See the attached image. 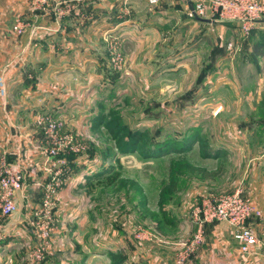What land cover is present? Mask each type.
I'll use <instances>...</instances> for the list:
<instances>
[{"label": "rangeland", "instance_id": "1", "mask_svg": "<svg viewBox=\"0 0 264 264\" xmlns=\"http://www.w3.org/2000/svg\"><path fill=\"white\" fill-rule=\"evenodd\" d=\"M140 1L111 0L112 28L91 39L100 47L93 54L108 76L89 101L95 112L89 127L74 129L51 114L61 123V142L67 137L79 149L59 154L78 158L66 168L90 171V177H80L79 189L71 190L65 187L68 173L60 174L59 191L70 190L56 192L54 230L39 242L27 223L29 242L19 244L15 254H2L0 264H177L183 243L195 231L187 222L192 207L202 198L230 192L249 160L264 152V51L253 57L254 47L264 44V33L188 21L177 12L186 7L183 0ZM72 2L81 31L99 8ZM174 11L178 17L171 15ZM134 14L139 23L148 20L159 29L155 43L138 52L140 62L155 63L153 70L165 73L168 65L173 68L155 81L151 67L140 68V84L124 79L134 73V62L120 25ZM36 124L37 149L50 138L46 125ZM187 164L218 175L204 178ZM60 170L45 158L25 163L32 207L40 203L42 185ZM173 179L176 190L170 191L165 186ZM24 204L19 198L16 211L0 217L1 230L4 222L26 212Z\"/></svg>", "mask_w": 264, "mask_h": 264}, {"label": "crops", "instance_id": "2", "mask_svg": "<svg viewBox=\"0 0 264 264\" xmlns=\"http://www.w3.org/2000/svg\"><path fill=\"white\" fill-rule=\"evenodd\" d=\"M72 1L90 2L99 8L95 13V20L87 23L81 31L75 27L76 19L80 17L75 10L62 21L56 19L54 0H50L47 8L42 11H33L30 0H0V156H5L9 162L19 160L23 167L25 163L32 161V157L37 163L41 160L34 146L41 138L35 139L33 136L38 131V115L50 113L60 117L64 124L73 126L74 129L83 126L88 128L95 118V112H92L94 107L89 101L95 97L98 88L102 89L100 84L108 76L93 54L100 47L92 40L97 31L100 34L102 30L113 26L112 16L108 11L111 0L70 2ZM183 1L186 7L180 6L177 11L181 16L188 21L212 23L195 18L191 13V0ZM177 12L174 11L171 15L175 18ZM164 13L167 12H160ZM138 15L134 14L133 20L120 25L125 48L133 53L134 62V73L123 77L136 84L144 82L140 68H152V81L166 73L170 74L173 69L172 65H168L165 73L166 69L160 70L159 67L153 70L154 66H158L155 63L140 62L138 52L155 43L152 37L159 29L148 20L139 23ZM17 19L25 22L21 33L13 30ZM255 28L264 33V22L259 21ZM21 51L23 54L18 58L17 53ZM75 161H79L77 157L70 163ZM243 171L230 191L240 188L262 211L261 217H253L247 221L257 237V243L250 248L248 254H244L234 238L232 226L222 221L210 222L204 226L203 242L185 264H241L243 260L246 264H264V152L249 160ZM89 172L83 173L77 169L70 171L67 176L69 183L65 187L69 186L73 190L75 186L78 190L77 185L81 184L79 178L90 177ZM28 177L40 178L36 174ZM65 187L61 188L59 195L68 193L70 189ZM28 192L27 183L16 196V203L19 198H23V211L26 212L18 216L17 220L4 222L2 226L8 234L0 244V259L5 252L7 255L15 254L19 250V244L29 242L26 228L32 204ZM187 222L191 231L196 229L190 217Z\"/></svg>", "mask_w": 264, "mask_h": 264}, {"label": "built area", "instance_id": "3", "mask_svg": "<svg viewBox=\"0 0 264 264\" xmlns=\"http://www.w3.org/2000/svg\"><path fill=\"white\" fill-rule=\"evenodd\" d=\"M54 14L57 20L62 21L71 13L74 6L71 0H54ZM154 3L157 0H149ZM50 0H30L33 11H42L47 8ZM191 13L198 18L210 22H229L238 26L244 33L249 34L256 24L264 19V0H191ZM25 22L17 19L13 30L16 33L23 32ZM37 122L46 125V146L39 144L37 151L41 152V160L52 165L64 168L54 172L49 182L42 185V197L36 207L31 208L28 224L34 231V236L39 242L47 240L55 227V199L60 189V174L69 173L66 164L67 157L59 155L68 148L69 151L77 152L79 149L71 139L65 137L61 142L58 138L61 123L49 113L38 115ZM45 156V157H44ZM62 166V167H61ZM40 184V183H39ZM27 185L25 172L19 160L7 162L5 156L0 157V217H8L17 209L16 196ZM38 185V183H37ZM63 185V182H62ZM57 192V193H56ZM262 211L246 196L240 188L230 192H223L216 196L202 198L195 204L190 212V218L196 229L193 235L183 243L182 250L177 254L176 263L185 264L190 256L196 251L204 240V226L210 222H227L234 228V238L239 242L242 253L248 254L250 248L257 243V237L247 225V221L253 217H261ZM7 231L0 229V243L6 237ZM44 249V248H43ZM42 249V250H43ZM42 254L40 247L34 253L36 258ZM241 264H246L243 262Z\"/></svg>", "mask_w": 264, "mask_h": 264}, {"label": "trees", "instance_id": "4", "mask_svg": "<svg viewBox=\"0 0 264 264\" xmlns=\"http://www.w3.org/2000/svg\"><path fill=\"white\" fill-rule=\"evenodd\" d=\"M225 23H227V24H230L229 22H225ZM256 31V28H253L252 30H251V32L250 33H253V32H255ZM263 43H264V39H263ZM263 51H264V44H258V45H256L255 47H254V52H253V57H254V59H256L258 56H260V55H262L263 54ZM73 158H75L74 156H70V157H68L67 159L69 160V161H71ZM185 166H187L188 168H190L191 170H193V171H195V172H197V173H199L202 177H204V178H209V179H213V178H215L217 175H218V172L216 171H214V172H208L206 169H204V168H199V167H193V166H190V165H185ZM176 185H177V183H176V179H173L171 182H170V184H168V185H166L165 186V188L166 189H168V190H170V191H175L176 190Z\"/></svg>", "mask_w": 264, "mask_h": 264}, {"label": "water", "instance_id": "5", "mask_svg": "<svg viewBox=\"0 0 264 264\" xmlns=\"http://www.w3.org/2000/svg\"><path fill=\"white\" fill-rule=\"evenodd\" d=\"M190 8H191V10H192V3H191V1H190ZM194 15V14H193ZM194 17L195 18H197V19H200V20H205V19H201V18H198L197 16H195L194 15ZM207 21H209V20H207ZM261 22H264V19H262V20H260Z\"/></svg>", "mask_w": 264, "mask_h": 264}]
</instances>
